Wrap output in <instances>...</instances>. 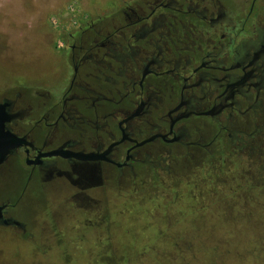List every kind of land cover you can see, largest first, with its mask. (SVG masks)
Listing matches in <instances>:
<instances>
[{
  "label": "flooded vegetation",
  "instance_id": "1",
  "mask_svg": "<svg viewBox=\"0 0 264 264\" xmlns=\"http://www.w3.org/2000/svg\"><path fill=\"white\" fill-rule=\"evenodd\" d=\"M66 34L61 67L0 89V229L30 238L8 178L84 214L195 169L264 198V0H140Z\"/></svg>",
  "mask_w": 264,
  "mask_h": 264
},
{
  "label": "rangeland",
  "instance_id": "2",
  "mask_svg": "<svg viewBox=\"0 0 264 264\" xmlns=\"http://www.w3.org/2000/svg\"><path fill=\"white\" fill-rule=\"evenodd\" d=\"M138 1L0 0V89L41 82L62 66L57 42L67 32ZM73 3L83 16L75 22L67 14ZM184 179L173 178L176 188L167 192L112 194L101 211L84 214L60 207L57 195L33 184L21 195V182L8 178L1 195L22 196L13 214L30 238L0 229V264H264V198L239 185L233 171L220 170L217 182L198 169L187 186ZM213 194L222 195L214 205L224 227L197 230L200 217L208 223Z\"/></svg>",
  "mask_w": 264,
  "mask_h": 264
},
{
  "label": "built area",
  "instance_id": "3",
  "mask_svg": "<svg viewBox=\"0 0 264 264\" xmlns=\"http://www.w3.org/2000/svg\"><path fill=\"white\" fill-rule=\"evenodd\" d=\"M67 14L73 15L74 19H76L78 17L77 15H80V12L77 10V7H76V4L75 3L71 4L68 7ZM77 19L78 20L83 19V16H81V17H79ZM77 19L74 20V22L77 21ZM57 44H58L57 47H61L62 46V43L60 41H58Z\"/></svg>",
  "mask_w": 264,
  "mask_h": 264
},
{
  "label": "water",
  "instance_id": "4",
  "mask_svg": "<svg viewBox=\"0 0 264 264\" xmlns=\"http://www.w3.org/2000/svg\"><path fill=\"white\" fill-rule=\"evenodd\" d=\"M2 122H3V120H0V123H1V125H0V130H2L3 128V125H2ZM3 154H4V151H1L0 150V163H1V161H2V159H3ZM0 213H1V208H0ZM0 216H1V214H0ZM5 223V222H4Z\"/></svg>",
  "mask_w": 264,
  "mask_h": 264
}]
</instances>
